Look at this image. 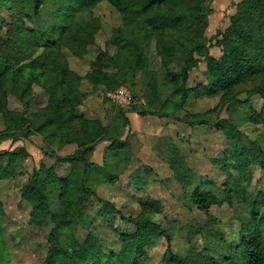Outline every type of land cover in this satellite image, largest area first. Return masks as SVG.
Returning <instances> with one entry per match:
<instances>
[{
  "label": "trees",
  "instance_id": "trees-1",
  "mask_svg": "<svg viewBox=\"0 0 264 264\" xmlns=\"http://www.w3.org/2000/svg\"><path fill=\"white\" fill-rule=\"evenodd\" d=\"M210 1L0 0V141L15 144L38 134L52 149L50 156L56 163L69 166L68 174L60 176L40 163L21 190L22 201L31 209L30 223L49 227L43 264H264V191H254L251 185L253 168L264 173V134L253 140L239 129L247 123L264 124V0H243L237 6L229 28L221 33L219 46L224 53L220 59L212 57L207 46ZM103 2L121 17V25L108 40L116 53L100 49L85 73L76 72L64 50L86 61L90 49L98 46L103 23L94 10ZM3 10L10 14L9 22ZM203 59L214 81L188 86L191 72ZM139 77L140 95L134 99L145 104L129 109L113 104L114 114L106 126L99 119L77 114L88 98L82 89L84 81L109 93L124 85L134 87ZM36 87L48 95L44 107L30 114L9 109V96L26 103ZM203 97L219 100L203 113L186 110L192 98ZM255 97L261 100L259 108L252 103ZM136 110L193 128L222 130L227 148L213 163L225 179L218 183L197 174L172 146L168 162L181 202L201 212L204 222L163 226L155 220L162 202L150 197L137 214H120L135 228L133 233H116L109 244L90 231L80 241L76 229L90 201L101 200L98 187L115 182L130 167L129 144L121 139L120 130L121 124L129 125L126 113ZM223 112L229 118H221ZM215 114L218 120L211 123L209 118ZM102 143L108 147L98 165L91 159ZM71 145L76 150L70 155L54 153V148ZM0 157L9 159L7 166L0 163L1 184L13 178V169L20 163L11 150L0 149ZM134 175L132 180L142 189L148 180H142V171ZM99 203L102 213L116 212L111 202ZM225 205L233 215L224 226L212 208ZM5 217L0 195V264L10 260L1 228ZM233 228L238 238L229 240ZM177 237L187 243L199 238L202 247L189 245L185 253L175 252L172 243ZM162 240L168 247L156 259L148 251Z\"/></svg>",
  "mask_w": 264,
  "mask_h": 264
},
{
  "label": "rangeland",
  "instance_id": "rangeland-1",
  "mask_svg": "<svg viewBox=\"0 0 264 264\" xmlns=\"http://www.w3.org/2000/svg\"><path fill=\"white\" fill-rule=\"evenodd\" d=\"M242 1L212 0L208 4L210 16L206 32L207 42L209 41L207 46L210 47L211 56L216 59H220L224 53L223 47L219 46V42L222 41L221 33L229 28L231 18L237 12V6ZM1 14L8 22L10 21V14L7 11L3 10ZM94 14L102 20L103 28L97 38L98 46L90 49L86 61H80L64 50L70 68L76 72L85 73L100 49L107 50L111 54L116 53V48L109 46L108 40L112 36L113 30L121 25L120 14L105 2L95 8ZM153 52L152 49L149 56H152ZM140 81L139 77L134 87L124 85L115 92L109 93L95 89L84 81L82 89L88 94V98L84 105L78 108L77 114L87 119H99L103 125H108L114 114L113 104L118 108L125 109L132 108L133 104L138 106L145 104V101L134 99L136 94L140 95L138 93ZM213 81L214 77L209 69L208 61L203 59L198 68L191 72L188 86L193 87ZM218 100V97L192 98L187 104L186 110L190 113H203L215 107ZM47 102L48 95L38 87L35 88L33 97L26 103L21 102L17 97L9 96L8 98L9 109L28 114L37 112ZM252 103L259 108L261 100L259 97H255L252 99ZM141 112V110L127 112L129 125L121 124V139L128 142L129 145L126 149L132 156L130 167L115 182L98 187L97 194L101 200L92 199L90 201L91 206H88V209L83 213L76 229V236L80 241H83L90 231L100 234L109 244L114 241L116 233H133L135 228L122 220L120 214H137L140 204L150 197L162 202V211L155 216V220L163 226L176 223L184 227L193 221L204 222L205 216L201 212L196 209L189 210L181 202V192L168 162L172 146L180 150V154L186 160V166L197 174L209 176L218 183L225 179V176L220 174V169L213 163L222 157V153L227 148V140L222 130L214 126L193 128L177 120L146 116ZM228 116L226 112H223L220 117L229 118ZM209 120L214 123L218 117L215 114ZM239 129L253 140L258 135L264 134V124L247 123L241 125ZM107 147V143L100 144L91 161L101 165ZM0 149L13 151L16 160L20 163L13 169L15 170L13 178L0 184V195L6 210V217L1 221V228L10 255V260L3 264H43L49 227H39L30 223L31 209L26 202L22 201L21 190L34 170L40 169V163H43L47 168L54 169L60 176L68 174L69 166L56 163V160L50 156L52 149L38 134H29L28 138L15 144H12L11 141H0ZM21 149H25V152L22 153ZM75 150L76 146L74 145L62 146L54 148V153L66 156L74 153ZM8 160V157H0V163L5 166L9 164ZM148 169L151 170L149 173ZM140 171L143 172L142 180H148L142 189H138L136 181L132 180V177L135 176L134 173ZM251 185L254 191H264V173L258 168H253ZM104 200L114 204L115 213L111 215L102 213V205L99 202ZM212 214L221 219L225 226L231 221L233 211L225 205L221 208H212ZM228 233L229 240L238 238V230L234 232L233 228ZM189 245L201 249L202 241L195 238L187 243L177 237L172 243V248L175 252L185 253ZM167 247L166 240H162L157 247L148 252L159 259Z\"/></svg>",
  "mask_w": 264,
  "mask_h": 264
}]
</instances>
